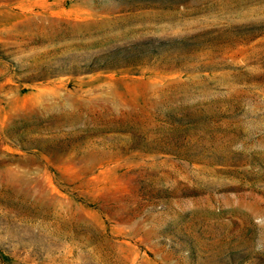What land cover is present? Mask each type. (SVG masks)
I'll list each match as a JSON object with an SVG mask.
<instances>
[{
    "label": "rangeland",
    "instance_id": "374dc122",
    "mask_svg": "<svg viewBox=\"0 0 264 264\" xmlns=\"http://www.w3.org/2000/svg\"><path fill=\"white\" fill-rule=\"evenodd\" d=\"M0 264H264V0H0Z\"/></svg>",
    "mask_w": 264,
    "mask_h": 264
}]
</instances>
